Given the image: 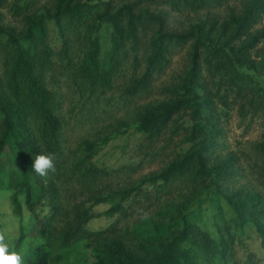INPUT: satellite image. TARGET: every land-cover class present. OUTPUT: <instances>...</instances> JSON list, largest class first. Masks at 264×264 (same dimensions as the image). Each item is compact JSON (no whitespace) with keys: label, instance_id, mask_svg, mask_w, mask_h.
Wrapping results in <instances>:
<instances>
[{"label":"trees","instance_id":"obj_1","mask_svg":"<svg viewBox=\"0 0 264 264\" xmlns=\"http://www.w3.org/2000/svg\"><path fill=\"white\" fill-rule=\"evenodd\" d=\"M20 2L11 7L23 17L21 32L6 28L0 13V186L7 184L11 191L14 213L22 216L24 203L37 228L35 241L28 239L25 264H264L250 251L239 256L236 247L255 228L264 253V141L253 145L262 192L232 184L234 155L213 158L224 134L221 115L235 112L243 122L264 120V28L257 29L264 0H136L118 9L110 0H54L45 12L32 14L27 12L36 0ZM9 3L0 0V10ZM144 3L178 13L233 7L223 21L198 20L170 30L168 13L140 8ZM50 22L58 32L56 49ZM104 25L113 29L105 58L100 42ZM127 45L133 57L121 98L127 105L153 93V81L166 73L176 54L187 51L188 65L161 87L162 101L135 111L130 126L120 121L68 151L62 143L65 119L57 77L76 95L71 112L84 108L101 100L121 76ZM139 68L143 71L137 75ZM115 140L122 142L119 159L109 165L102 152ZM40 153L57 155L55 173L43 178L32 170ZM157 162L160 171L135 185L110 184ZM60 185L89 195L65 217H60ZM204 195L216 200L220 222L215 233L189 219L202 220L201 211L191 207ZM221 200L234 217H227ZM136 202L158 204L156 217L123 227L117 220L97 232L88 228L95 206L110 205L106 215L113 217ZM24 240L22 227L17 251Z\"/></svg>","mask_w":264,"mask_h":264},{"label":"rangeland","instance_id":"obj_2","mask_svg":"<svg viewBox=\"0 0 264 264\" xmlns=\"http://www.w3.org/2000/svg\"><path fill=\"white\" fill-rule=\"evenodd\" d=\"M27 0H23L25 2ZM54 0H36L33 7H31L27 13L32 14L35 12L42 13L46 9L51 7ZM112 8L118 9L124 2H136V0H110ZM14 2L21 4L20 0H10V3L0 13L3 17V24L6 28L19 33L23 30V17L16 14L13 7ZM23 4V3H22ZM233 7V6H231ZM231 7L222 8L216 11H201L195 12H183L178 13L170 10L167 6H157L152 4H142L140 8L149 9L151 12L159 14L161 12L168 13L166 28L170 30H183L188 25L198 20H207L211 18H217L221 21L227 18ZM264 28V16L261 23L257 26L260 30ZM49 34L51 43L56 49L60 47V41L56 25L53 22L48 24ZM112 27L110 25H104L100 31V42L102 46V54L105 58L112 47ZM130 45H127L125 51H128L127 55L122 54V62L124 63L123 72L121 76L113 81V85L101 100H93L82 108L80 105L74 112L71 109L77 102L76 95L73 90L67 87L64 78L57 77V88L60 91V105L61 113L64 116V129L62 132V143L63 146L69 150H75L78 145L90 139H96L101 137L108 129L107 127L117 125L120 121H124L131 125L132 117L135 111L141 110L144 106L156 101H162L165 95L159 91L163 85H169L172 81H175L188 65L187 51L178 53L174 56L170 66L166 70V73L153 81V93L150 95L136 97L130 104H124L121 99L124 97V92L128 84L125 72L130 76V70L132 71L133 57L129 51ZM144 48L142 49L143 53ZM81 51L78 58L81 57ZM143 71L141 68L138 69L137 75ZM207 70H203V76L207 79ZM172 82V83H173ZM1 118V114H0ZM220 128L223 130V135L219 137L220 145L215 149L213 158L225 157L226 155H234L236 160L235 171L237 172L233 183L236 188L243 189L246 191L257 190L258 192L263 191L261 172L256 166V154L253 149V145L264 141V120L243 122L235 112H231L230 116L220 118ZM130 134V132H129ZM177 142V141H176ZM122 144L121 141H113L109 146L105 147L102 155L103 157H109V165L118 162L119 150L118 146ZM113 158V159H111ZM144 168L132 175H123L113 178L110 184L114 187H130L140 182L144 177H148L151 174L160 171L162 164L157 162L155 164H144ZM60 194L63 208L60 217L70 215L71 210L83 201L87 200L89 195H85L78 187L75 188L71 185H60ZM12 193L8 189L7 184L0 186V232L5 233L6 240L10 244V247L15 248L17 240L20 237L22 227L25 231L26 241L24 240V248L26 242L35 241L36 238V226L32 221L31 214H29L24 206V212L22 216H18L14 213V207L10 201ZM176 198L174 195L172 197ZM216 200H212L210 197L202 196V198L195 202L191 210H200L202 213V220L190 215L189 219L198 224L203 230L215 233V224L220 222L218 218V212L216 211ZM221 206L226 210L227 217H234L233 212L227 206L224 200H221ZM159 205L154 204L148 206L145 202L133 203L129 208L124 211L123 214H117L116 216L110 217L106 213L110 209V205L102 204L95 206L93 212L95 218L89 223L88 228L92 231H101L108 227L113 222L120 220L117 224L119 227L125 225L131 226L137 221H141L144 217L155 218L156 213L159 210ZM239 236V233H238ZM28 239H31L28 241ZM238 242V241H237ZM236 242V244H237ZM30 243H28L29 245ZM84 243L79 244V250L83 251ZM239 249V256H245L246 251L255 253L260 259L263 260L264 253L260 247V239L258 237L255 228L248 230L241 243L236 245ZM29 248V247H28ZM16 250V249H15ZM19 250V251H20ZM28 251V249H27ZM78 258H80L78 256Z\"/></svg>","mask_w":264,"mask_h":264},{"label":"clouds","instance_id":"obj_3","mask_svg":"<svg viewBox=\"0 0 264 264\" xmlns=\"http://www.w3.org/2000/svg\"><path fill=\"white\" fill-rule=\"evenodd\" d=\"M56 153H40L34 156L32 170L40 177H47L49 173H55ZM28 243L20 251L10 247L6 240V235L0 232V264H25V255L27 254Z\"/></svg>","mask_w":264,"mask_h":264}]
</instances>
